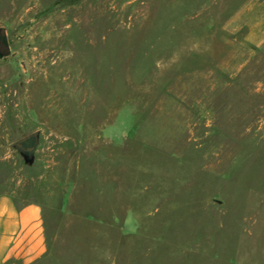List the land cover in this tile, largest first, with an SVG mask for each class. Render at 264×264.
<instances>
[{
  "label": "rangeland",
  "instance_id": "rangeland-1",
  "mask_svg": "<svg viewBox=\"0 0 264 264\" xmlns=\"http://www.w3.org/2000/svg\"><path fill=\"white\" fill-rule=\"evenodd\" d=\"M0 28V193L43 207L32 264H264V0H0Z\"/></svg>",
  "mask_w": 264,
  "mask_h": 264
},
{
  "label": "crops",
  "instance_id": "crops-1",
  "mask_svg": "<svg viewBox=\"0 0 264 264\" xmlns=\"http://www.w3.org/2000/svg\"><path fill=\"white\" fill-rule=\"evenodd\" d=\"M48 249L42 205L0 193V264H32Z\"/></svg>",
  "mask_w": 264,
  "mask_h": 264
},
{
  "label": "water",
  "instance_id": "water-1",
  "mask_svg": "<svg viewBox=\"0 0 264 264\" xmlns=\"http://www.w3.org/2000/svg\"><path fill=\"white\" fill-rule=\"evenodd\" d=\"M0 52L5 55L10 53L9 40L5 28H0ZM39 136V131H33L17 139L11 145L17 148L27 161L32 162L39 143Z\"/></svg>",
  "mask_w": 264,
  "mask_h": 264
}]
</instances>
